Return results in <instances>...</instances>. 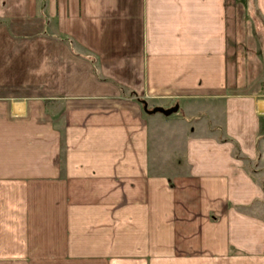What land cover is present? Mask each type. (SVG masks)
Here are the masks:
<instances>
[{
    "label": "crops",
    "instance_id": "1",
    "mask_svg": "<svg viewBox=\"0 0 264 264\" xmlns=\"http://www.w3.org/2000/svg\"><path fill=\"white\" fill-rule=\"evenodd\" d=\"M0 264H264V0H0Z\"/></svg>",
    "mask_w": 264,
    "mask_h": 264
},
{
    "label": "water",
    "instance_id": "2",
    "mask_svg": "<svg viewBox=\"0 0 264 264\" xmlns=\"http://www.w3.org/2000/svg\"><path fill=\"white\" fill-rule=\"evenodd\" d=\"M142 103H143L144 111L148 114L159 112V113H162L164 115H170L173 112H176L178 109V104H175L174 106H171L169 108H164L162 106H155L153 108H148V104L145 100H143Z\"/></svg>",
    "mask_w": 264,
    "mask_h": 264
},
{
    "label": "rangeland",
    "instance_id": "3",
    "mask_svg": "<svg viewBox=\"0 0 264 264\" xmlns=\"http://www.w3.org/2000/svg\"><path fill=\"white\" fill-rule=\"evenodd\" d=\"M252 1V0H251ZM254 3V2H253ZM254 5V4H253ZM260 19H261V16H260ZM262 20V19H261ZM251 21V20H250ZM262 22H263V20H262ZM256 33H258V32H256Z\"/></svg>",
    "mask_w": 264,
    "mask_h": 264
}]
</instances>
